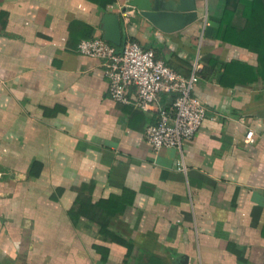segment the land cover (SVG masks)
I'll return each instance as SVG.
<instances>
[{
  "label": "crops",
  "instance_id": "0c3cea01",
  "mask_svg": "<svg viewBox=\"0 0 264 264\" xmlns=\"http://www.w3.org/2000/svg\"><path fill=\"white\" fill-rule=\"evenodd\" d=\"M128 2L0 0V264H264V81L219 84L224 64L255 55L217 42L226 0H195L196 20L172 33ZM113 16L119 46L104 39ZM88 38L135 42L185 77L199 58L205 118L181 151L145 139L169 98L114 103L102 62L78 52ZM81 196L119 212L75 226Z\"/></svg>",
  "mask_w": 264,
  "mask_h": 264
},
{
  "label": "built area",
  "instance_id": "2783aa9c",
  "mask_svg": "<svg viewBox=\"0 0 264 264\" xmlns=\"http://www.w3.org/2000/svg\"><path fill=\"white\" fill-rule=\"evenodd\" d=\"M77 49L81 55L102 62L108 95L114 103L150 112L159 95L169 98L167 109L161 110L156 123L145 131L146 142L153 150L181 151L183 144L193 139L205 118L204 105L192 94L201 68L198 57L185 77L132 41H127L121 52L100 38L83 39ZM129 89L134 90L131 97ZM252 136L248 131L246 141L250 142Z\"/></svg>",
  "mask_w": 264,
  "mask_h": 264
},
{
  "label": "trees",
  "instance_id": "16d2710c",
  "mask_svg": "<svg viewBox=\"0 0 264 264\" xmlns=\"http://www.w3.org/2000/svg\"><path fill=\"white\" fill-rule=\"evenodd\" d=\"M216 40L219 43L243 48L253 53L256 57L255 66H250L236 60L224 64L219 81L222 87L231 89L237 85H250L257 82L258 79L264 81V0H226L217 27ZM124 43L125 40L122 41L121 48ZM214 66H216L215 60ZM34 165L38 167L39 171L41 165L34 163L31 167ZM28 173L33 176L37 174H32L30 170ZM77 203H79V207L77 209L73 208L68 212L69 219L75 226L81 218H86L91 222H98V217L105 218L114 212H119L114 210L110 212L105 210L92 212L90 209V197L88 196L79 197ZM100 232L106 236L108 234L104 225H101ZM110 237H112L111 234ZM112 239L120 243V245H126L127 255L130 256L132 252L131 244H125L120 239L116 240L115 236ZM140 261V259H135L133 264H140ZM121 264H128V262L124 260Z\"/></svg>",
  "mask_w": 264,
  "mask_h": 264
},
{
  "label": "water",
  "instance_id": "95a60500",
  "mask_svg": "<svg viewBox=\"0 0 264 264\" xmlns=\"http://www.w3.org/2000/svg\"><path fill=\"white\" fill-rule=\"evenodd\" d=\"M128 5L135 8L141 17L166 33L178 31L197 18L195 0H129ZM104 29L106 31L104 39L119 46L121 35L118 19L115 16L110 18Z\"/></svg>",
  "mask_w": 264,
  "mask_h": 264
},
{
  "label": "rangeland",
  "instance_id": "374dc122",
  "mask_svg": "<svg viewBox=\"0 0 264 264\" xmlns=\"http://www.w3.org/2000/svg\"><path fill=\"white\" fill-rule=\"evenodd\" d=\"M87 239H89V238H87ZM89 241H88V243H85V245H86V247H88V245H89ZM85 263H87V260L86 261H84ZM89 262V261H88Z\"/></svg>",
  "mask_w": 264,
  "mask_h": 264
}]
</instances>
